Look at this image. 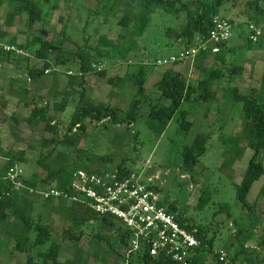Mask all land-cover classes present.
Returning <instances> with one entry per match:
<instances>
[{
  "label": "rangeland",
  "instance_id": "obj_1",
  "mask_svg": "<svg viewBox=\"0 0 264 264\" xmlns=\"http://www.w3.org/2000/svg\"><path fill=\"white\" fill-rule=\"evenodd\" d=\"M38 1L43 7V15L42 19L33 26L28 24V15L22 14L16 18L12 26L7 27L6 19L10 7L4 5L0 8V28H7L9 33L6 39L13 41L15 38L14 42L18 45H29L38 36L44 40L51 39L56 46L51 52V60L59 62L58 66L51 68L49 74L46 73L39 79H45L44 82L40 81L41 83L35 85L36 88L44 85L45 89L42 92L49 104L50 116L59 125L57 131L54 133L47 131L45 123L34 127L23 122L16 127V136H9L8 141L6 140L11 149L9 151L24 152L26 160L16 165V168L22 169V177L30 179L37 174L39 181L44 177L50 178L51 172L59 165L74 171L73 166L83 165L88 159L87 156L91 158L110 156L112 161L99 164L103 171L124 163L128 169L144 176H158V179L153 178V184L163 202L173 203L180 215L205 229L207 237L214 239L213 248L216 251L224 249L231 260L238 250H243L241 260L249 256L254 258L257 256L259 261L254 264H264V174L255 181L247 197V200L255 205L251 213L238 199L237 185L242 181L253 150L246 147V141H242L243 152L240 155L232 153L234 161L231 166L227 163L230 154L225 151L230 140L239 134L243 126L242 107L239 103L231 102V89L238 88L240 94L251 93L259 88L262 78L264 14L250 17L248 0H230L223 6L217 7L216 15L233 20V36L223 53L224 58L212 56L206 61V65L222 70L221 78L212 85V89L217 91L216 98L207 102L195 98L183 104L184 108L190 110L188 120L193 122L190 131L185 132L181 129L177 115L163 133L159 134L157 122L150 120V107L145 104L140 110L138 120L130 127L127 122L115 125L109 121L99 123L95 120H87L85 129L79 131L80 139L76 140L75 146H68L63 141L64 133L71 122L82 90L79 85H72L69 82L70 76L75 78L78 76L75 75L79 72L78 52L87 54L90 63L101 61L105 65V77L94 73L87 75L85 84L87 96L96 103L103 102L119 107L123 114L128 110L136 94L134 74L138 73L142 64L147 69L148 78L145 87L147 93L151 92L152 103L158 97L154 84L167 69L173 68L181 72L192 86L197 85L201 74L192 58L175 64L168 62H164L163 65L157 64L158 59L166 61L169 56L183 47L179 44L180 41L174 40L175 33L167 36L166 30L170 27L180 30L186 23L184 14L174 16L162 10L149 12L151 22L146 32L143 36L133 39V35L129 34L127 28L122 27L118 21L126 13H135L140 9L137 0L122 2L118 0L116 6L120 11L115 16L109 13L114 0ZM261 6L264 8V2H261ZM251 24L262 31V36L257 42L250 41ZM44 31L46 33H43ZM105 34L116 42L120 34L126 35L127 38L118 42L119 48L130 46L132 39L136 43L132 45L128 55L122 57L110 46L99 42L100 37ZM38 47L39 44H36L35 48ZM98 51H109V55H99ZM24 52H26L24 55H14L16 59L12 56L11 60L16 61L25 84L28 82L26 77L28 58L33 57V53L26 49ZM4 67L5 62L0 61L3 72H5ZM233 68H241V72H232ZM70 71L72 74L68 73ZM117 77H120L117 84L108 82L109 78ZM36 91L28 95L21 91L15 97V101L19 99L24 102L33 96L37 97L39 93ZM37 101L42 104L41 99L37 98ZM162 102L168 103V101ZM14 111L21 116H27L30 107L19 103L14 106ZM200 133L210 135L206 142L207 150L194 171H189L183 165L182 153L186 146L193 144ZM53 135L57 138L55 151L53 145L43 144V138L49 140ZM42 156H47L50 170L39 166L37 161ZM95 165L98 164L92 166ZM34 196L36 206L33 212L34 219L37 220L38 213L41 214L42 221L52 226L53 235L58 241H62L64 230L68 227H71L76 234L83 232L79 253L83 264H140L135 257L127 260L125 249L118 251L120 256L110 251L107 242L100 241L97 237L102 235L114 239L117 233L95 220L83 223L79 227L70 226L71 223L64 216L51 210V204L43 205V200L38 195ZM115 222L120 225L119 220ZM2 224L0 241L7 240V231L16 230L10 220ZM116 228V231H121V228ZM34 235L35 231L32 230L31 239ZM66 242L60 261L72 259L76 254L72 242L69 240ZM49 245L50 243L43 248ZM43 248L39 247V249ZM26 257V253L14 250L12 240L0 250V264H25ZM206 264H217L213 255L208 256Z\"/></svg>",
  "mask_w": 264,
  "mask_h": 264
},
{
  "label": "trees",
  "instance_id": "obj_2",
  "mask_svg": "<svg viewBox=\"0 0 264 264\" xmlns=\"http://www.w3.org/2000/svg\"><path fill=\"white\" fill-rule=\"evenodd\" d=\"M59 1V0H58ZM105 2L108 0H100ZM110 1V0H109ZM118 0H114L110 6L109 13L111 12L114 16L120 11L116 6ZM124 0H119L122 2ZM132 1V0H131ZM135 1V0H133ZM140 5V9L135 13H126L118 23L127 28L129 34L135 37H141L146 32L150 22V13L162 10L164 13L169 15L184 14L186 16V23L180 30H174V28H167L166 35L171 36L174 34V40L180 41L181 49H190L196 44V40L207 39L212 28V21L214 16L217 14V7L223 6L226 1L230 0H137ZM261 2L264 0H248L247 7L250 17H256L260 14H264V8L261 6ZM4 5L10 7L9 14L6 19L7 27L14 24L16 18L22 14L28 15V24L33 26L42 19L43 7L41 2L38 0H0V8ZM225 17V16H224ZM226 18V17H225ZM228 19V18H227ZM232 26L234 25L233 20L228 19ZM132 22V23H131ZM175 31V32H174ZM43 33H46L44 31ZM9 35L7 28H0V38L6 39ZM233 36V35H232ZM123 38H127L124 34L119 35L117 42L109 38L108 35H102L99 42L110 46L114 49L115 53H120L122 57H126L132 50V45L136 43L132 39L130 46L118 47V42ZM11 41V40H10ZM15 38H13V43ZM250 41H252L250 39ZM61 42V41H60ZM227 42L220 45V51L218 53H212L211 51H201L194 58L195 66L200 70L201 77L198 79L197 85L192 86L183 77V74L173 68L167 69L162 77L154 84V88L158 93L157 99L152 103L151 92L147 93L145 87L148 74L144 64L141 66L137 74H134L136 85V94L130 102L129 108L125 114H123L121 108L106 104L103 102L96 103L92 98L87 96L85 84L88 74L94 73L98 76L105 77L106 70L97 71L92 67V64L88 60V55L84 52H78L80 57V63L78 66L79 72L75 77L70 76V84L79 85L82 90L79 94V99L75 107V112L72 116L70 124L67 126L66 132L64 133L63 141L68 146H75L80 138V129H85L87 120H95L97 122L109 121L115 125H119L122 122H127L130 127L134 124L139 116L141 108L147 104L150 107L149 117L150 120L157 122V129L160 130L159 134H162L164 129L178 115L180 127L185 132H188L193 127V122L189 121L190 110L183 107V104L193 99H198L202 102L213 101L216 98L217 91L212 89L214 82L221 78L222 70L215 68L214 66L206 65V61L213 57L224 58V51H226ZM171 43V41L169 42ZM168 43V44H169ZM16 44V43H15ZM39 44L38 48L35 45ZM17 46L23 50H29L33 53V57L28 58L26 77L28 82L22 84L20 91H23L26 95L38 92L37 97L33 96L30 100L24 101L25 107H30L29 115L22 121L32 126L41 125L45 123V129L57 131L59 125L54 122L49 114V104L44 95L40 94L36 84L38 80L46 75L47 71L53 67L58 66L59 62L51 60V52L56 48L55 44L51 39L44 40L41 36L36 37L35 41L29 45L17 44ZM26 53V52H25ZM99 55H109V51H98ZM114 53V54H115ZM7 59L11 60L14 55H18L15 52H0ZM21 55V54H20ZM28 55V54H27ZM13 59V60H14ZM15 61V60H14ZM16 62V61H15ZM101 62V61H100ZM179 62V61H178ZM176 62V63H178ZM241 72V68H233L232 72ZM71 72V71H70ZM68 72V73H70ZM49 73V72H48ZM74 75V74H73ZM117 78H109L110 84H117ZM232 90V103H239L242 107L243 123L242 128L239 130V134L233 137L228 146L226 152L229 161L227 163L231 166L234 158L232 153L242 154V141H246V147L253 150L248 166L243 174L242 181L237 185V196L251 213L254 211V203L251 204L248 200V194L255 183L264 174V69L260 85L258 89H254L253 92L248 94H240L238 88L234 87ZM51 95V93H49ZM37 98L41 99L42 104L37 101ZM162 101H168L163 103ZM64 102V101H63ZM33 105V106H32ZM32 106V108H31ZM17 121L20 119L16 118ZM210 138L207 134H198L192 145L186 146L183 150V165L186 170L194 171L195 167L200 162L201 157L206 153V142ZM44 145H53L57 143V138L53 135V138H43ZM55 151V150H54ZM10 152L8 156L9 160L0 168V228L3 227L4 222L9 219H13L19 225L17 231H7V240L0 241V250L9 244L12 240L14 243V250L20 253H26L25 264H83L80 248V241L83 236V232L76 234L71 227L64 230V237L62 241H58L53 235L52 226L42 221V215L38 213L37 220L34 219L35 200L34 194H30L27 189L16 190L6 179L9 172H13L16 169V165L19 162H24V152ZM51 153V151H50ZM50 157L51 155H47ZM47 156H42L38 159L39 166L50 170V166L47 163ZM87 160L83 165L75 164L73 168L85 167L87 171H103L100 169V163H108L112 161L110 156H99L97 158H91L87 156ZM98 164L97 166H92ZM83 169V168H79ZM110 170H120L130 172L132 170L125 167L124 163L118 164L116 168ZM108 171V170H105ZM73 170L69 167L59 165L57 169L51 172V177H44L38 181L37 174H34L33 178H24L22 181L32 188H46L55 186L58 188L66 187L71 178ZM46 184V185H45ZM51 204V210L57 211L65 217L71 224L70 226L79 227L83 223L90 222L92 220L98 221L102 226L106 227L110 231L117 233V237L108 236H97L98 239L105 240L107 242L110 251L118 253L121 249H126L128 246V240L122 231L117 230L116 222L109 217H102L95 214L92 210L79 203H73L68 205L64 201L55 200H43V205L48 206ZM170 211H177V208L170 204L168 207ZM180 219L190 227H197L199 229V237L203 241V245L197 249V255L189 259L185 264H206L209 255H213L216 259L217 264H224L219 260V256L216 254V250L213 248V238L207 237V232L198 223L189 220L188 218L181 215ZM116 229V230H115ZM35 231L33 239H31V232ZM71 241L72 246L76 250V254L72 259H66L60 261V256L63 251V247L66 241ZM50 245L47 248H43L47 244ZM39 247L43 249H39ZM261 250L260 247H258ZM243 250H238L235 255L229 259V264H254L259 261L258 257L249 256L241 260L240 256ZM139 260L140 264H178L172 259L158 256L153 257L148 254H143L135 257Z\"/></svg>",
  "mask_w": 264,
  "mask_h": 264
},
{
  "label": "built area",
  "instance_id": "obj_3",
  "mask_svg": "<svg viewBox=\"0 0 264 264\" xmlns=\"http://www.w3.org/2000/svg\"><path fill=\"white\" fill-rule=\"evenodd\" d=\"M250 39L257 42L262 31L250 25ZM233 26L222 16L216 15L207 39L198 38L190 49H180L166 61L157 60L158 65L164 62L175 64L189 58L194 59L201 51L218 53L220 45L232 38ZM0 52H15L24 55L23 49L8 39L0 38ZM92 67L102 71L105 65L94 62ZM50 70L47 71V73ZM72 74V72H70ZM153 178L135 171L120 170L87 171L74 170L69 184L64 188L55 186L46 188L28 187L22 181V169L9 172L6 179L16 190L27 189L30 194L38 195L42 200L64 201L68 205L79 203L102 217L119 220L117 227L128 240L125 249L127 260L140 254L153 257L163 256L178 264H185L197 255V249L203 245L197 227H188L178 211H170L164 203ZM117 224V223H116ZM219 260L229 264L228 254L224 249L216 251Z\"/></svg>",
  "mask_w": 264,
  "mask_h": 264
},
{
  "label": "crops",
  "instance_id": "obj_4",
  "mask_svg": "<svg viewBox=\"0 0 264 264\" xmlns=\"http://www.w3.org/2000/svg\"><path fill=\"white\" fill-rule=\"evenodd\" d=\"M0 61L5 62V67H4L5 72H3V70L0 68V168H1L9 160L8 156H10L9 150L11 149L9 148V145L6 143V140L8 141L7 137L16 136L15 134L16 127L19 126V124H22L23 123L22 121L29 114L27 116H21L20 114L14 111V106H16L19 103H24L19 99L15 101V97L19 92H21L19 88L22 87V84L24 83V79L22 78L21 73L18 71L17 68L18 66L16 65V62L14 60L11 61L8 60L2 54H0ZM51 71L52 70L50 69V72ZM40 81L44 82L45 79L39 80L38 83ZM38 89L40 94L43 95L42 90L45 89L44 85L43 87H39ZM16 118H19L20 121L19 120L17 121ZM5 133L6 134L9 133L8 136ZM170 204L171 203H168V207L170 206ZM9 220L12 221L13 226L15 228H19V225L17 224L18 222H16L13 219H9ZM17 230L18 229H16V231ZM254 248L256 249V247Z\"/></svg>",
  "mask_w": 264,
  "mask_h": 264
}]
</instances>
